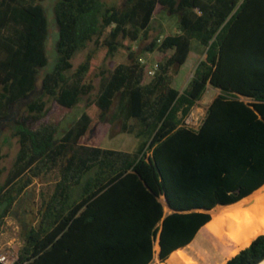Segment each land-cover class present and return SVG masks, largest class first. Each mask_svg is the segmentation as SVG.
Returning a JSON list of instances; mask_svg holds the SVG:
<instances>
[{
	"label": "trees",
	"instance_id": "trees-1",
	"mask_svg": "<svg viewBox=\"0 0 264 264\" xmlns=\"http://www.w3.org/2000/svg\"><path fill=\"white\" fill-rule=\"evenodd\" d=\"M160 11L175 16V31L149 38ZM53 16L55 61L37 85L45 9L0 0V114L23 102L0 180V227L35 178L53 175L33 219L31 209L17 219L13 264H148L155 237L164 261L211 232L234 239L221 264L261 262L264 208L235 223L264 197V0H55ZM192 39L201 57L179 89L172 81ZM206 87L218 94L197 129L179 125ZM81 96L79 115L59 132ZM106 119L141 137L137 149L90 144Z\"/></svg>",
	"mask_w": 264,
	"mask_h": 264
},
{
	"label": "rangeland",
	"instance_id": "rangeland-1",
	"mask_svg": "<svg viewBox=\"0 0 264 264\" xmlns=\"http://www.w3.org/2000/svg\"><path fill=\"white\" fill-rule=\"evenodd\" d=\"M107 2H111L113 0H105ZM55 0H41V4L45 9V14L47 17V35L44 40V50L47 56V63L44 67H41L37 73V85L39 84V80L41 76L49 71L53 66L55 61V41L57 38V27L54 21L53 16V4ZM176 25V18L173 15L167 14L165 11H160L150 21V26L148 30L149 38L154 36H161L164 33L174 32ZM148 38V39H149ZM148 40L140 42L139 44L134 43L133 47L142 46ZM202 46L194 39L190 41V51L184 61V63L178 69V72L175 78L172 81V85L181 89L185 84L187 78L190 76L191 70L195 62L201 57L200 50ZM85 53V49H81L77 51L71 59L72 65L75 66L78 62H80ZM154 52H144L141 57L145 62L152 63ZM119 58L114 61L107 60L105 62V66L111 67L115 62H117ZM96 83L97 78L93 79V84L95 88L92 91V94L96 91ZM86 101L85 96H81L79 101L69 110L66 114L65 118L60 122L59 132H62L80 113L84 103ZM22 104L20 105V109ZM198 117V114H196ZM141 142V137L136 138L132 134L122 132L120 128V122L117 120L106 121L103 123V127L99 129L97 134L93 135L89 140L90 144L102 146L105 148H114V149H128L135 150L139 146ZM17 141L14 137L10 135V131L4 133L1 137L0 143V180H2L6 170L10 166L15 152L17 150ZM53 183V175L52 173L45 175L40 178H35L31 185L27 188L25 194L21 195V199L17 208H15L14 212L17 211L16 215L11 214L7 215L4 218V227L0 229V246L4 245L5 241L11 237L12 235L18 237L19 224L17 222L18 217L21 216L23 210L28 209L32 211V214L28 216V218L33 219V213L37 210V207L40 202V192L43 190L50 189ZM209 213V211H208ZM210 214V213H209ZM19 238V237H18ZM157 252H152V258L148 264H160V261L157 258Z\"/></svg>",
	"mask_w": 264,
	"mask_h": 264
},
{
	"label": "bare ground",
	"instance_id": "bare-ground-1",
	"mask_svg": "<svg viewBox=\"0 0 264 264\" xmlns=\"http://www.w3.org/2000/svg\"><path fill=\"white\" fill-rule=\"evenodd\" d=\"M258 208H264V197H262L261 199L257 200L255 203L250 205L249 212H243L242 215L236 220L235 226L236 224L241 225V221H243V219L246 220L249 219L251 221L253 219L252 214ZM218 211H219L218 207L211 211L213 223L216 219ZM247 213L249 217L245 218ZM233 240L234 239H231L230 241H226L223 238L220 239L219 237L214 236L213 233L211 232L202 241L194 243L189 248L162 261L160 264H221L231 255L232 253L231 244ZM157 248L158 245L155 237L153 239V246H152L153 253H156ZM261 262H259L258 264H260Z\"/></svg>",
	"mask_w": 264,
	"mask_h": 264
},
{
	"label": "built area",
	"instance_id": "built-area-1",
	"mask_svg": "<svg viewBox=\"0 0 264 264\" xmlns=\"http://www.w3.org/2000/svg\"><path fill=\"white\" fill-rule=\"evenodd\" d=\"M200 121L201 119L190 109L182 118L179 125L195 130L199 126ZM3 225L4 223L1 225L0 229L4 227ZM20 243V239L12 235L5 241L4 245L0 246V264H13L15 262Z\"/></svg>",
	"mask_w": 264,
	"mask_h": 264
},
{
	"label": "flooded vegetation",
	"instance_id": "flooded-vegetation-1",
	"mask_svg": "<svg viewBox=\"0 0 264 264\" xmlns=\"http://www.w3.org/2000/svg\"><path fill=\"white\" fill-rule=\"evenodd\" d=\"M23 102L17 101L11 105H8L6 110L0 114V143L1 137L5 132L10 131L11 125L20 111V105ZM16 212H13L16 215Z\"/></svg>",
	"mask_w": 264,
	"mask_h": 264
},
{
	"label": "crops",
	"instance_id": "crops-1",
	"mask_svg": "<svg viewBox=\"0 0 264 264\" xmlns=\"http://www.w3.org/2000/svg\"><path fill=\"white\" fill-rule=\"evenodd\" d=\"M217 94H218V89L212 87H206L201 97L198 100H196L194 105L191 107V110H193L196 114H198V118L202 119L207 105L212 100V98Z\"/></svg>",
	"mask_w": 264,
	"mask_h": 264
},
{
	"label": "water",
	"instance_id": "water-1",
	"mask_svg": "<svg viewBox=\"0 0 264 264\" xmlns=\"http://www.w3.org/2000/svg\"><path fill=\"white\" fill-rule=\"evenodd\" d=\"M161 202H162V204H163V206H164L165 208H168L167 205H166V203H165V200H164V199H161ZM201 210L207 212L209 209H208V210L201 209ZM201 225H202V224H201ZM201 225H200V226H201ZM200 226H199V227H200ZM199 227H198V228H199ZM198 228H197V229H198ZM182 247H183V246H182ZM180 248H181V247H180ZM260 264H264V260H263Z\"/></svg>",
	"mask_w": 264,
	"mask_h": 264
}]
</instances>
